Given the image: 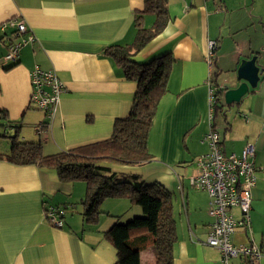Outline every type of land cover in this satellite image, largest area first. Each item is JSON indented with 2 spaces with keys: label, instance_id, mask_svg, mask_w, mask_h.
Masks as SVG:
<instances>
[{
  "label": "crops",
  "instance_id": "obj_1",
  "mask_svg": "<svg viewBox=\"0 0 264 264\" xmlns=\"http://www.w3.org/2000/svg\"><path fill=\"white\" fill-rule=\"evenodd\" d=\"M144 1L0 0V110L10 123L20 126V140L39 142L42 152L51 155L111 135L115 119L130 111L136 83L126 79L104 51L134 40V18ZM222 3L167 0L169 21L130 57L143 63L168 53L173 59L167 91L149 130L152 158L136 165L101 163L120 175L159 183L168 191L176 231L172 264H220L219 251L205 243L211 221L208 194L189 180L196 170L195 157L208 150L202 138L212 126L226 153L240 152L246 143L255 145L250 232L237 228L232 242L252 241L261 251L252 264H264V77L250 92L252 102L243 111L230 118L224 114L222 128L216 122L218 112L213 124L208 119V79L222 90L235 88L239 80L232 71L241 60L264 51V44L260 51L252 39L240 43L238 34L248 30V23L238 15L230 16L228 25L226 20L221 24ZM12 19L23 20L27 33L14 35V27L6 25ZM142 19L148 28L155 17L146 13ZM27 34L33 39L20 47L17 60L5 61L8 44ZM209 39L219 43L216 74L211 77L205 60ZM35 65L55 70L63 84L50 118L30 103L29 73ZM2 147L0 151L8 150L7 144ZM84 193L82 181H60L46 167L0 159V264H115L116 251L104 233L116 221H128L142 210L125 198H106L98 222L88 224L81 205ZM50 206L63 210L61 227L47 221L45 211ZM230 213L235 219L241 217L237 207ZM150 246L140 251L141 264L153 263L154 253L146 251Z\"/></svg>",
  "mask_w": 264,
  "mask_h": 264
},
{
  "label": "trees",
  "instance_id": "obj_2",
  "mask_svg": "<svg viewBox=\"0 0 264 264\" xmlns=\"http://www.w3.org/2000/svg\"><path fill=\"white\" fill-rule=\"evenodd\" d=\"M146 13L155 17L153 24L148 28L144 27L142 19V15ZM168 21L167 0H145L143 8L134 18V40L129 44L105 48L104 53L113 58L124 77L136 83L130 111L126 117L115 119L109 137L45 155L39 142L20 140V126L10 123L6 112L0 110V149H3L5 144L8 147L7 151H0V159L12 164L46 167L51 169L60 181L84 182L85 193L81 205L85 211L86 223L98 222L100 204L106 198H125L132 205L141 208V215L124 223L116 221L104 233V238L116 251L115 264H141L140 251L148 243L154 247L152 264H172L173 260L176 231L168 191L159 183H145L138 175H120L101 165L106 162L136 165L152 158L148 150L149 130L158 103L167 91L173 59L168 53L143 63L133 61L130 57L160 33ZM262 52L256 54L262 55ZM262 77L264 73L260 80ZM255 89H249L248 93ZM223 103L219 93L213 104L211 124L218 109L222 110L225 106ZM40 127L41 125H37V129ZM210 130L217 132L213 126ZM217 134L222 150L220 134Z\"/></svg>",
  "mask_w": 264,
  "mask_h": 264
},
{
  "label": "built area",
  "instance_id": "obj_3",
  "mask_svg": "<svg viewBox=\"0 0 264 264\" xmlns=\"http://www.w3.org/2000/svg\"><path fill=\"white\" fill-rule=\"evenodd\" d=\"M6 25L14 27V35L27 33L23 20L12 19ZM5 26V25H4ZM25 37V36H24ZM33 36L27 34L20 41L8 44L4 60L11 63L17 60L20 47L32 41ZM219 47L217 40L207 41L205 60L209 77L214 75V61ZM31 96L30 103L44 112L47 118L52 115L58 104L63 84L58 79L55 70H44L35 65L29 73ZM208 119L213 115V104L222 93V86L213 84L208 79ZM202 141L208 145V150L195 157V173L189 176L190 184L207 192L209 197L208 213L211 221L205 243L219 251L220 264H252L261 256V251L252 241L246 244H234L232 235L239 227L250 232L251 189L255 185V167L253 157L255 146L246 143L240 152L226 153L220 149L218 134L209 130ZM237 207L241 217L235 219L230 209ZM63 210L50 206L45 211L47 221L55 227H61Z\"/></svg>",
  "mask_w": 264,
  "mask_h": 264
},
{
  "label": "rangeland",
  "instance_id": "obj_4",
  "mask_svg": "<svg viewBox=\"0 0 264 264\" xmlns=\"http://www.w3.org/2000/svg\"><path fill=\"white\" fill-rule=\"evenodd\" d=\"M222 4L225 5V7L222 6L223 10H221L222 11L221 16H220L221 24H223L222 20H226V23L228 25L229 20H230V16L232 18H234L235 16L240 15L241 17H243L244 21H247L248 30L244 33H243V31H240L241 33L238 34V41L240 43H244L245 40L252 39L255 43V44L253 43V45L255 46V49H257L258 47H261V48H258V50H260V49L262 50V48H263L262 45L264 44V42H263L264 32L262 30L264 27V0H223ZM226 39H228V38H226ZM229 43H230V41H229ZM225 46L226 45H224V47ZM258 60H259V63L264 66V51L262 52V55L258 56ZM232 74L235 76V78L237 80L236 70L232 71ZM224 75H228V74H224ZM239 83H240V81H239ZM227 85H229V84H227ZM250 96H252L251 93H247L246 95H244L239 104H232V105H226L225 104V106L223 107V111H225V112H222L221 109H218V111H217L218 113L216 115L217 116L216 122L218 123L220 128H222V122L224 119L223 118L224 114L227 113L229 118L231 116L235 115V113L238 115V111H243L244 108L246 107V105L250 104L252 102ZM223 102H224V100H223ZM39 111H41V110H39ZM39 111L38 112L36 111V112L39 113ZM37 115H39V114H37ZM220 133L223 134V131H220ZM8 139L9 138H2V140H8ZM100 206H101V204H100ZM135 206H137V205H135ZM146 251H147V253L149 251L154 253V247L152 246V244Z\"/></svg>",
  "mask_w": 264,
  "mask_h": 264
},
{
  "label": "water",
  "instance_id": "obj_5",
  "mask_svg": "<svg viewBox=\"0 0 264 264\" xmlns=\"http://www.w3.org/2000/svg\"><path fill=\"white\" fill-rule=\"evenodd\" d=\"M258 54H253L248 59H243L236 68L237 79L240 81L235 88L224 87L221 97L227 105L240 103L242 97L255 89L264 73V66L259 63Z\"/></svg>",
  "mask_w": 264,
  "mask_h": 264
}]
</instances>
